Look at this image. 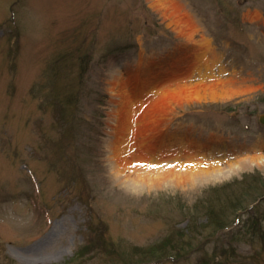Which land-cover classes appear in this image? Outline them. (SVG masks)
<instances>
[{
	"label": "rangeland",
	"instance_id": "374dc122",
	"mask_svg": "<svg viewBox=\"0 0 264 264\" xmlns=\"http://www.w3.org/2000/svg\"><path fill=\"white\" fill-rule=\"evenodd\" d=\"M262 114L264 0H0V264H264Z\"/></svg>",
	"mask_w": 264,
	"mask_h": 264
},
{
	"label": "trees",
	"instance_id": "16d2710c",
	"mask_svg": "<svg viewBox=\"0 0 264 264\" xmlns=\"http://www.w3.org/2000/svg\"><path fill=\"white\" fill-rule=\"evenodd\" d=\"M143 22L145 24L148 23L147 21H143ZM11 33L14 34L13 32H11ZM8 36L11 37L12 35L8 33ZM114 44H112V47L107 48V52L111 51V49L115 46ZM120 44H123V46H127V47L134 46V43H133L132 39L129 40V41H125V38H123V42L120 43ZM7 50L10 51V48H8ZM84 57L89 58L88 56H84ZM79 60H82V59L79 58ZM64 63H69V62L64 60L63 64ZM256 177H258V178H256ZM238 184H241V186H242V188H240L238 190V192H235L234 188H229V189H227V193H224L223 192L224 187H222V186H220L218 188H215V189H211V195H210V197H209V199L207 201L210 203V205L212 207H214V205H215L214 202L216 201V198H215V200H213V197L214 196H216V197L219 196V194H218L219 191H222L224 193V195L225 194L230 195L231 199H234V200H236V202H239L233 208L231 207V208L228 209V208H226V206H222V208L220 207L221 209H219L218 213H216V214L209 213L208 212L209 211V209H208L209 207L208 206L204 207V211L206 213L205 218H206V220H208L212 224V226H213L212 229H214L215 231H216L217 227H220L219 229H224L226 227V225L228 224L226 222V220L229 217H234V219L233 218H229V221H231V219L237 220V219H235L236 218L235 217L236 216V211H238V210L241 211V210L247 209L252 203H254L255 201L259 200V198L264 196V178H262L260 175H257V174H254V175L252 174L250 176L246 175L243 178V180L241 181V183H238ZM243 184L246 185L245 188H243V186H244ZM230 196H228V197H230ZM225 197H226V195H225ZM201 204L203 205V203H200V205ZM231 209H233V211L229 214V211ZM233 220L230 222V224L233 222ZM93 231L96 234H97V232L99 233V231L96 230V226H94V230ZM182 233H184V232H181V236H179V237H182ZM175 238H176V236H175V234H173L171 237L166 239V241H164L163 243L159 244V245H161L159 249H157L156 247H154V248L151 247L148 251H144L143 249H130V250L126 251L125 254H126V256L131 258L130 261H134L135 260V261H138V263H141L143 261L144 262L145 261H149V260L151 261L152 259H159L162 256L165 257V256L169 255V253H170V249L169 248H172L174 246V244L175 245L177 244V240L175 241ZM105 243L107 245V247H106L107 249H106L105 252H106L107 255L111 256V254L113 253V251H112V246H113L112 244L113 243H110V242H107V241H105ZM96 244H97L96 241L92 242V240L89 239L86 242L84 251H82V252L77 251V256H79L80 253L82 255L83 254L87 255L88 253H90L93 250L92 247H94ZM90 246H92V247H90ZM189 249H191V248H189ZM157 250H159L160 254H156ZM147 252H149L151 254L153 253L155 256H152V258H145L146 256H144V255ZM178 255H181V254L178 252ZM112 257H114V256H112ZM105 261H108L109 263H111V258H108Z\"/></svg>",
	"mask_w": 264,
	"mask_h": 264
},
{
	"label": "bare ground",
	"instance_id": "6f19581e",
	"mask_svg": "<svg viewBox=\"0 0 264 264\" xmlns=\"http://www.w3.org/2000/svg\"><path fill=\"white\" fill-rule=\"evenodd\" d=\"M68 52V51H67ZM69 53V52H68ZM47 102V99H46V101H45V103ZM8 106H10V105H8ZM259 161L258 162H260V163H264V155H262V156H258V158H257ZM167 161H172L171 163H172V165L171 166H169V168L167 169V172L169 173V175H174V174H176V177H177V179L179 180V181H185V180H189L188 178L189 177H185L184 175H183V172H184V170H185V168H186V164H187V162H183V163H180V161H179V163L178 164H176L175 162H174V160L173 159H167ZM164 164L166 165L167 163H166V161L164 160ZM185 164V165H184ZM195 165H197V164H195ZM154 174H157L158 172H160L159 170H153L152 171ZM152 175V174H151ZM196 176H192L191 178H197L198 176H197V174H195ZM147 184V183H146ZM150 184H152V183H150ZM241 214H248L250 217L248 218V220L250 221V228L251 229H253V227H255V224L257 223V222H262V219H263V217H261V216H259L257 213H256V211L255 210H251V209H244V210H241ZM220 227H217L216 228V231L214 232V236H216L219 232H221L223 229H219ZM211 240V239H210ZM214 261L216 262H219V260L218 259H214Z\"/></svg>",
	"mask_w": 264,
	"mask_h": 264
},
{
	"label": "water",
	"instance_id": "95a60500",
	"mask_svg": "<svg viewBox=\"0 0 264 264\" xmlns=\"http://www.w3.org/2000/svg\"><path fill=\"white\" fill-rule=\"evenodd\" d=\"M261 123H264V116L260 119Z\"/></svg>",
	"mask_w": 264,
	"mask_h": 264
}]
</instances>
